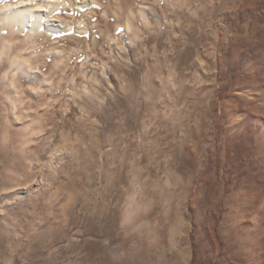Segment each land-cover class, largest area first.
I'll list each match as a JSON object with an SVG mask.
<instances>
[{"label":"rangeland","instance_id":"rangeland-1","mask_svg":"<svg viewBox=\"0 0 264 264\" xmlns=\"http://www.w3.org/2000/svg\"><path fill=\"white\" fill-rule=\"evenodd\" d=\"M54 1L0 0V264H264V0Z\"/></svg>","mask_w":264,"mask_h":264},{"label":"bare ground","instance_id":"bare-ground-1","mask_svg":"<svg viewBox=\"0 0 264 264\" xmlns=\"http://www.w3.org/2000/svg\"><path fill=\"white\" fill-rule=\"evenodd\" d=\"M32 1L33 0H20L19 5L15 6L14 8H10L8 6L4 7L2 11L5 12V15H2L1 19L5 20L9 18L13 21H19L25 24H30L31 30L36 29V27L40 28L41 26H43V24H45V27L48 29L49 32L56 31V33H60L64 31V30H61L58 26L55 27L53 25H50L51 22H53V20H48V21L45 20L46 19L45 15L48 17L52 15L55 16L54 13H56L57 10L59 9L58 1L42 0L44 1L45 8H42V7L33 8L31 4ZM36 1H39V0H36ZM83 5H85V3ZM43 11H44V14H43Z\"/></svg>","mask_w":264,"mask_h":264}]
</instances>
